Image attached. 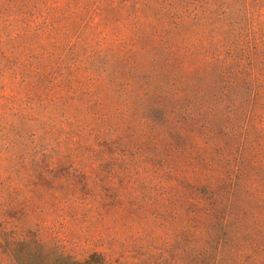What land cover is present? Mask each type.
Masks as SVG:
<instances>
[{
	"label": "trees",
	"instance_id": "16d2710c",
	"mask_svg": "<svg viewBox=\"0 0 264 264\" xmlns=\"http://www.w3.org/2000/svg\"><path fill=\"white\" fill-rule=\"evenodd\" d=\"M56 12L78 16L90 29L75 34L85 44L81 52L73 45L58 55L44 48L45 33L60 30ZM94 20L106 24L105 34ZM108 30L116 36L107 39ZM6 87L9 94L0 96V188L6 183L15 195L40 177L48 152L37 141L39 124L22 132L7 118L32 123L40 108L61 110L67 123L78 114L137 115L158 132L167 131L172 119L178 127L194 122L239 152L256 149L255 136L264 132V0H0L1 91ZM103 89L108 97L99 101ZM64 163L53 201L40 199L43 211L58 216L72 205H89L75 194L82 190L88 197L93 189L81 166ZM234 167L224 170L230 201L242 176L239 164ZM204 188L216 202L212 187ZM10 205L0 206V248L13 264H122L99 251L82 256L36 222L5 220L2 212Z\"/></svg>",
	"mask_w": 264,
	"mask_h": 264
},
{
	"label": "rangeland",
	"instance_id": "374dc122",
	"mask_svg": "<svg viewBox=\"0 0 264 264\" xmlns=\"http://www.w3.org/2000/svg\"><path fill=\"white\" fill-rule=\"evenodd\" d=\"M56 13L60 30L45 33L44 48L58 55L73 45L81 52L85 44L75 34L81 27L84 32L90 29L78 16ZM96 20L95 27L105 34L106 24ZM115 34L108 30L107 39ZM1 92L0 96L9 94L10 87ZM107 97L104 89L97 96L99 101ZM39 113L32 123L12 114L7 118L22 132L39 124L37 141L48 154L42 159L40 177L25 193L8 192L6 183L0 188L4 197L0 206L11 203L2 212L5 220L36 222L43 233H58L67 248L82 256L99 251L122 264H264V132L255 136L260 142L256 149L239 152L215 131L194 122L178 127L172 119L167 131L158 132L137 115L99 119L95 113L78 114L67 123L61 110L40 108ZM101 138L114 142L101 146ZM116 153L125 161H115ZM98 161L105 164L98 166ZM64 162L81 166L92 176L93 189L88 197L82 190L75 194L78 202L89 205H72L58 216L43 211L40 199L47 196L53 201ZM227 164L229 170L239 164L242 175L231 201ZM203 185L212 187L216 202L206 198ZM0 264H13L1 248Z\"/></svg>",
	"mask_w": 264,
	"mask_h": 264
}]
</instances>
